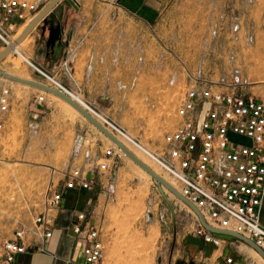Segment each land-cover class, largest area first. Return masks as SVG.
<instances>
[{"label": "rangeland", "instance_id": "rangeland-1", "mask_svg": "<svg viewBox=\"0 0 264 264\" xmlns=\"http://www.w3.org/2000/svg\"><path fill=\"white\" fill-rule=\"evenodd\" d=\"M156 2L157 15L147 26L151 41L145 48L142 45L151 73L138 75L133 89L116 102L108 97L112 91L102 94L87 83L84 99L147 148L162 154L166 134L177 126L176 112L189 74L200 73L219 84L215 90L234 88L264 99V0ZM28 25H22L17 38ZM19 51L47 69L31 37ZM0 70L42 81L15 55L4 59ZM10 85L11 110L0 163L1 240L10 238L20 224H31L44 211L48 186L62 184L76 148H91L98 155L115 147L56 97L47 93L39 105L40 90ZM33 107L38 109L34 115ZM87 128L92 137L84 136ZM121 157L129 166L119 170L121 180L104 186L95 182L92 191L81 194L92 199L91 203L81 201L78 210L90 211L92 223L102 232L103 264H223L221 257L205 262L196 256L194 246L200 242L195 233L196 213L171 192H164L173 215L155 181L144 178L124 154ZM237 245L263 264V257L251 246Z\"/></svg>", "mask_w": 264, "mask_h": 264}, {"label": "built area", "instance_id": "built-area-1", "mask_svg": "<svg viewBox=\"0 0 264 264\" xmlns=\"http://www.w3.org/2000/svg\"><path fill=\"white\" fill-rule=\"evenodd\" d=\"M47 2L0 0V40L4 49L11 48V53L21 58L39 76L40 82L67 95L113 136L125 140L159 165L176 182L178 192L199 210L208 225L240 234L264 252V227L261 224L264 203V99L234 88L233 91L221 92L214 89L219 84L200 73L189 74L187 90L176 112L177 126L166 134V148L162 154L154 152L84 99V87L74 79L68 60L63 62L62 68L71 85L27 58L17 46L13 47L22 25L38 15ZM10 84L0 78V163L6 122L11 110ZM45 95L42 92L37 101L44 103ZM121 153L115 146L106 150L100 158L87 148L83 153L87 169L71 166L64 171L62 184L52 182L48 186L44 211L37 214L31 224L17 226L10 238L0 239V264H16L17 258L30 249L38 248L45 252L46 242L54 236L56 214L66 194L92 191L95 182L88 175L94 171L100 175L110 174L112 181ZM85 200L88 204L92 201ZM91 215L88 210L78 211L70 225L73 236L82 244V260L69 261L70 264L104 262L102 232L92 223ZM196 222L195 233L204 243L216 248L223 245L220 236L207 231L198 218ZM224 264L257 263L252 259L227 256Z\"/></svg>", "mask_w": 264, "mask_h": 264}, {"label": "crops", "instance_id": "crops-1", "mask_svg": "<svg viewBox=\"0 0 264 264\" xmlns=\"http://www.w3.org/2000/svg\"><path fill=\"white\" fill-rule=\"evenodd\" d=\"M51 1L48 0L45 6ZM76 1L78 8L70 5L65 8L64 41L69 37L66 46L57 44L54 54H52V50L46 46L48 32L44 36L41 34L42 23L32 31L29 37L33 39V45H36L39 52L38 56L46 62L45 65L49 72L56 74L64 82L69 83L66 84L71 85L62 68L63 62L68 60L72 67L73 77L80 85L84 87L87 83L89 87L99 90L102 94L108 90L112 91L113 94L108 93V97L116 102L124 92L133 89L138 75L151 73L150 61H148L146 49L143 51L142 45L144 43L145 48L151 41L147 26H151L157 15L158 3L156 0ZM58 10L59 7H56L53 12ZM31 22L28 21L26 25ZM28 38L20 47L27 42ZM4 50L0 40V54ZM32 111H34V115L38 109L33 107ZM83 130L85 137L93 136L90 129ZM84 151L80 146L72 152L75 155L74 157L72 154V158L74 157L70 162L72 166L87 169V161L83 158ZM98 156L102 158L103 152ZM117 163L118 169L113 172L112 181L110 174L100 175L97 171L89 173L88 176L94 182H103L101 185L104 182H119L121 180L119 170L127 169L129 166L121 156L117 158ZM81 194L83 193L76 191L66 194L64 202L56 214L54 236L46 242L45 252L38 248L30 249L17 258L16 264H70L69 261L82 260V244L77 241L70 230V225L81 207L80 202L87 198ZM86 194L84 193V195ZM261 224L264 227V203ZM218 236L223 240V245L220 248L206 244L197 237L200 242L194 246L196 256L204 258L205 262L221 257L224 264L225 257L234 256L242 260L252 259L259 264L249 253H243L242 248L237 245V243L245 242L228 235ZM254 251L256 250L254 249Z\"/></svg>", "mask_w": 264, "mask_h": 264}, {"label": "water", "instance_id": "water-1", "mask_svg": "<svg viewBox=\"0 0 264 264\" xmlns=\"http://www.w3.org/2000/svg\"><path fill=\"white\" fill-rule=\"evenodd\" d=\"M64 0H52L41 12H39V16L24 30V32L21 34L17 40H15L13 47H16L20 42H22L27 36H29L34 29L37 28V26L42 23L41 27V34L44 36L48 32V41L46 43V46L52 50V54H54V49L57 44L59 45H67L69 42V37L66 38V41H64L65 32H64V17H65V8L66 6H72L74 8H78V3L76 0H66L63 3ZM59 7V10L56 12H53V10ZM11 52V48H6L1 54H0V63L7 57V55ZM3 77L4 79H8V81L21 84L24 86H29L31 88H35L37 90H40L42 92L52 94L71 106H73L78 112L86 118L94 127H96L100 132H102L121 152L125 154L130 160H132L135 164L140 166L142 169H144L150 176H152V179L155 181L157 188L163 197V199L166 201V203L171 208L172 214L174 215V210L169 202L168 197L164 193L163 187H166L174 196H176L178 199L186 203L198 216L199 221L201 225L209 232H212L217 235H228L232 236L234 238H237L241 240L242 242H245L249 246L253 247L258 253H260L264 257V252L255 245L254 242L247 239L246 237L231 232V231H225V230H219L216 228L211 227L208 225L202 215L200 214L199 210L190 203L187 199H185L177 190L173 189L166 181H164L160 176H158L153 170H151L149 167H147L144 163H142L138 158H136L132 153H130L114 136H112L107 129L102 126L97 120H95L87 111H85L81 106H79L76 102H74L71 98H69L67 95L62 93L59 90H56L54 88H51L47 86L46 84L34 81V80H26L24 78H20L17 76H13L10 74H7L5 71L0 70V78Z\"/></svg>", "mask_w": 264, "mask_h": 264}, {"label": "bare ground", "instance_id": "bare-ground-1", "mask_svg": "<svg viewBox=\"0 0 264 264\" xmlns=\"http://www.w3.org/2000/svg\"><path fill=\"white\" fill-rule=\"evenodd\" d=\"M40 14H38V15H36L33 19H31V20H29V21H34L38 16H39ZM31 22V23H32ZM28 23V22H27ZM30 23V24H31ZM29 24V25H30ZM26 25V24H25ZM28 25V26H29ZM21 36V35H20ZM19 36V37H20ZM18 37V38H19ZM29 36H27L22 42H20L18 45H17V47H18V49H19V47L22 45V43H24V41L28 38ZM17 37H15V40H17L16 39ZM11 55H13V53H9L8 55H7V57L6 58H9ZM5 58V59H6ZM20 71H23L22 70V68H20V67H18V66H16ZM7 73V72H6ZM7 74H10V73H7ZM10 75H12V74H10ZM14 76V75H13ZM3 80H6V81H8V79H4L3 77H1ZM27 80V79H26ZM8 82H10V81H8ZM10 83H13V82H10ZM13 84H15V83H13ZM17 84V83H16ZM17 85H19V86H21V84H17ZM23 87H24V85H22ZM48 86V85H47ZM25 88H26V86H25ZM27 89H28V87H27ZM41 93H42V91H41ZM43 93H45V92H43ZM47 94V93H46ZM48 96H52V98L53 97H56V96H54V95H52V94H48ZM55 99V98H54ZM56 99H58V100H61L66 106H67V108H69L72 112H74V113H76L77 115L78 114H80L79 112H78V110H76L73 106H71L70 104H68L67 102H65L64 100H62V99H60V98H58V97H56ZM62 103V104H63ZM69 110V111H70ZM74 115V114H73ZM76 115V116H77ZM81 115V114H80ZM82 116V115H81ZM83 117V116H82ZM84 118V117H83ZM86 118H84V120H85ZM96 128V127H95ZM108 131V130H107ZM109 132V131H108ZM110 133V132H109ZM103 134V133H102ZM111 134V133H110ZM112 136H113V134H111ZM103 136L108 140V141H110L104 134H103ZM115 137V136H114ZM130 153H132L136 158H138L142 163H144L147 167H149L151 170H153L158 176H160L164 181H166V183H168L173 189H175V190H177L178 191V186H177V184H176V182L166 173V172H164L162 169H161V167L159 166V165H157L154 161H152L150 158H148L147 156H145L144 154H142L141 152H139V151H136V150H134L133 149V147L128 143V142H126L125 140H123V139H120V138H118V137H115ZM122 154H124L123 152H122ZM125 155V154H124ZM127 157V156H126ZM127 159L129 160V162H131L132 164H133V166L142 174V176H144V178H146L147 180H153L152 179V176H150V174H148L144 169H142L140 166H138L137 164H135L132 160H130L128 157H127ZM159 167V168H158ZM166 174H164L163 172ZM163 190H164V192H166V193H170V191L166 188V187H163ZM142 192V191H141ZM144 194V193H143ZM171 194V193H170ZM173 195V194H172ZM257 253V252H256ZM260 254V253H259ZM258 254V255H259ZM261 255V254H260ZM259 255V256H260ZM262 256V255H261ZM260 256V257H261ZM263 257V256H262ZM261 257V258H262ZM262 261H263V264H264V257L262 258Z\"/></svg>", "mask_w": 264, "mask_h": 264}]
</instances>
